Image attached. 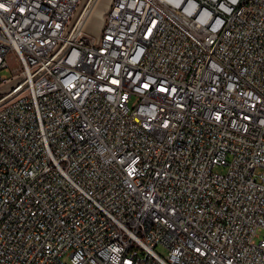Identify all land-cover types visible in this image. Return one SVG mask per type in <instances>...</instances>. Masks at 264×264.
<instances>
[{
  "label": "built area",
  "instance_id": "obj_1",
  "mask_svg": "<svg viewBox=\"0 0 264 264\" xmlns=\"http://www.w3.org/2000/svg\"><path fill=\"white\" fill-rule=\"evenodd\" d=\"M81 3L0 0V264H264V0Z\"/></svg>",
  "mask_w": 264,
  "mask_h": 264
},
{
  "label": "bare ground",
  "instance_id": "obj_2",
  "mask_svg": "<svg viewBox=\"0 0 264 264\" xmlns=\"http://www.w3.org/2000/svg\"><path fill=\"white\" fill-rule=\"evenodd\" d=\"M108 6L110 5H107L106 8L103 7L102 0H90L88 6L83 11V14L79 17L77 25L81 29L89 30V28H91L89 25L93 24L91 32L98 36L103 27L102 23L104 24L105 15L109 9Z\"/></svg>",
  "mask_w": 264,
  "mask_h": 264
},
{
  "label": "rangeland",
  "instance_id": "obj_3",
  "mask_svg": "<svg viewBox=\"0 0 264 264\" xmlns=\"http://www.w3.org/2000/svg\"><path fill=\"white\" fill-rule=\"evenodd\" d=\"M89 1H90V0H82V3H81V5H80V7H79V9H78V11H77V13H76V15H75V22L78 21V19H79V17L81 16V14H83V11H84L85 8L88 6ZM110 2H111V0H102V5H103V7L106 8L107 5H110ZM108 8H109V6H108ZM106 11H107V10H106ZM102 25H103V23H102ZM89 27H91V28H89V30L87 29V32H89V33L92 34V35H95L93 32H91V29H93V24H92V25H89ZM101 27H102V26H101ZM94 32H95V31H94ZM95 36H96V35H95ZM10 76H11V74H9V73L6 74V77H10ZM7 85H8V84H6L4 87H7ZM138 101H139L138 98H133V99L131 100L130 106H131V107H134V106L138 103ZM217 170H218V171H225L226 168H225V167H220V168H218ZM158 251H159L161 254H166L165 249L162 248V247H159V248H158Z\"/></svg>",
  "mask_w": 264,
  "mask_h": 264
},
{
  "label": "snow or ice",
  "instance_id": "obj_4",
  "mask_svg": "<svg viewBox=\"0 0 264 264\" xmlns=\"http://www.w3.org/2000/svg\"><path fill=\"white\" fill-rule=\"evenodd\" d=\"M0 7H2V5H0Z\"/></svg>",
  "mask_w": 264,
  "mask_h": 264
}]
</instances>
